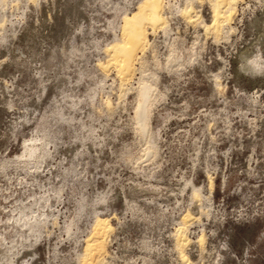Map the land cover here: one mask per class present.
<instances>
[{"label":"rangeland","instance_id":"obj_1","mask_svg":"<svg viewBox=\"0 0 264 264\" xmlns=\"http://www.w3.org/2000/svg\"><path fill=\"white\" fill-rule=\"evenodd\" d=\"M140 1L0 0V264H79L98 215L105 264H186L174 233L188 212L187 264H264V65L241 57L264 58V0H239L216 37L162 0L166 28H147L121 89L99 64ZM208 1L192 3L206 23Z\"/></svg>","mask_w":264,"mask_h":264},{"label":"bare ground","instance_id":"obj_2","mask_svg":"<svg viewBox=\"0 0 264 264\" xmlns=\"http://www.w3.org/2000/svg\"><path fill=\"white\" fill-rule=\"evenodd\" d=\"M238 1L239 0H209L211 20L208 23L204 22L200 15V11L195 10L194 4H192L193 0L184 1L181 13L185 16V20L187 19L189 22H196L200 19L199 23L203 26L204 31L216 37L221 33L223 27L231 22ZM162 7V0H141L134 11L130 13L125 12L123 14L121 38L116 39L113 43L106 46L105 51L109 54V59L107 64L100 63L99 65L105 69H114L116 76L119 78V86L121 89L125 83H128V81L132 79L134 73L133 65L136 60L137 51H143L149 43L147 28H150L152 32L156 29L165 30L166 22L162 14ZM255 41L264 43V28ZM249 50L250 48L247 47L241 54L242 59L246 62L243 68L251 69L256 66L262 67V65H264V58H262L261 55H254L253 58H250ZM141 68L137 81L138 85L136 86L137 101L135 107V120L139 132L145 136L146 129L149 125L150 107L154 95V87L146 79L149 74L144 71L143 66H141ZM22 147L24 148L23 153H19L18 157L30 158L37 149V144L34 140L29 142L27 139L24 141V146ZM211 182L213 181L210 180L209 186L213 188V183ZM195 196L198 197L196 191ZM191 219H193V217H191L190 212L184 214L181 219L182 221L174 233L175 246L179 252L180 258L183 262H186V264L189 258L185 252V248L191 240L187 234V222ZM111 231L112 223L109 217L101 215L95 217L91 232L86 239L83 253L80 255L79 264H105L104 254L106 253V243L104 242H106ZM203 238L204 235L201 234L198 241L202 243L204 240Z\"/></svg>","mask_w":264,"mask_h":264}]
</instances>
